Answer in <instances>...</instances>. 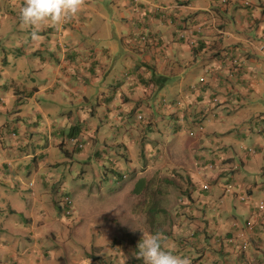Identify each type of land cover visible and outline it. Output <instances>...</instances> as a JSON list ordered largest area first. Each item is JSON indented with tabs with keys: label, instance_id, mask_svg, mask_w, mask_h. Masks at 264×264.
Returning <instances> with one entry per match:
<instances>
[{
	"label": "crops",
	"instance_id": "obj_1",
	"mask_svg": "<svg viewBox=\"0 0 264 264\" xmlns=\"http://www.w3.org/2000/svg\"><path fill=\"white\" fill-rule=\"evenodd\" d=\"M16 1L23 4L0 0V165L21 162L0 169V264L34 263L33 256L44 264L65 263L60 234L74 249L67 264H106L98 263L104 258L112 264H144L136 255L143 231L163 234L174 254L190 258L191 264H263L264 130L256 134L253 124L264 129V107L248 102L264 95V0L250 5L243 0H87L77 17L43 28L37 41L24 34L28 26L17 17ZM102 1L111 8L102 7ZM154 5L171 12L163 17ZM141 26L154 36L148 48L141 47ZM89 30L98 38L108 33V44L85 43ZM22 36L27 40L21 41ZM242 58L245 63L237 70L234 61ZM120 73L134 76L108 86L109 75ZM242 99L250 107L231 109ZM236 126L241 134L233 131ZM231 128L230 138L240 149L246 145L241 137L257 147H249L253 155L238 166L255 174L251 184L239 174L223 183L221 169H201L215 162L214 156L227 166L235 163L227 147L213 152ZM82 137L91 150H85L87 145L78 149ZM109 146L117 147V159L126 162L121 168L133 176L113 194L121 218L87 217L99 207L86 175L71 187L65 182L57 186L54 175L50 180L40 167L28 172L22 163L34 158L55 166L74 150L83 151L81 159L87 161ZM112 166L104 167L110 171ZM191 175L197 183L184 192L180 181L191 182ZM155 178L171 180L168 202L162 186L153 185ZM202 182L211 184L209 191L202 190ZM227 184L232 192H225ZM64 186L75 206L70 219L62 216L57 199ZM148 209L166 211L173 220L169 230L157 229L159 222L150 221ZM170 210L176 211L171 217ZM28 223L26 239L22 225ZM46 238L57 241L56 253ZM91 243L89 251L101 247L98 254L85 252Z\"/></svg>",
	"mask_w": 264,
	"mask_h": 264
},
{
	"label": "rangeland",
	"instance_id": "obj_2",
	"mask_svg": "<svg viewBox=\"0 0 264 264\" xmlns=\"http://www.w3.org/2000/svg\"><path fill=\"white\" fill-rule=\"evenodd\" d=\"M202 1L203 3H206V1L204 0H200ZM248 1H251V0H248ZM15 4H17V6H22V1L21 2H15ZM226 4V3H224ZM100 5L102 7H104L105 9H110L111 8V3L110 2H104L102 1L100 3ZM164 6V5H163ZM171 11H167V7L164 6V9L160 10V15H162L163 17L167 16L168 14L167 13H170ZM17 17H20L18 14H17ZM3 16L1 15L0 19H2ZM176 22V21H175ZM68 23V22H67ZM68 25V24H67ZM173 25V24H172ZM16 28V27H15ZM28 31H26L24 34L26 35L27 38L32 39V35L30 34V32H32V28L30 26H28V28H26ZM146 28L144 26H141V30L140 31V39L142 40V37L143 36H148L149 35V32L145 30ZM103 33V32H102ZM153 36V35H152ZM24 36H22V39L21 41L25 40ZM154 37V36H153ZM26 38V40H27ZM108 38H109V34L104 32L103 35L101 36V38H98L97 37V34H94L92 30H89V33H86L85 37H83V41L85 43H89V44H94V43H107L108 42ZM97 39V40H96ZM143 41V40H142ZM108 44V43H107ZM148 48V47H146ZM4 56V55H3ZM236 62V61H235ZM110 79L108 80V86L110 83L112 82H115V85L117 84H123L125 82H128L129 80H126V78H128L127 74L125 73H120L119 75H115V74H110ZM129 78L133 79V76L132 74L129 76ZM102 84L100 83V86ZM108 91L109 90H105L104 92H102L103 94H108ZM246 100L245 99H242L241 102H234L232 104H230L229 106L231 107V109L233 110H238L239 112L242 111V109L244 108H247V107H254V106H259V107H264V95L262 96V98H259V99H256V100H253L252 98H249V102H248V106L247 103L245 102ZM165 106V105H164ZM157 111L160 110L158 107H154ZM207 109L210 110V106H207ZM216 109H219L218 106H214L213 107V110H216ZM237 111V112H238ZM160 112H162V110H160ZM235 112V111H234ZM264 113V112H263ZM245 114H239L238 115V118L239 119H242L243 116ZM254 115H257V114H252V117ZM258 115H262L261 113H258ZM264 115V114H263ZM160 120L162 119V116H160ZM169 118L167 116V114L165 115V120L164 121H168L169 122ZM238 120V119H237ZM255 119H253V122H254ZM243 122L240 123V126L242 125ZM254 127H255V133L258 134V135H261L260 133L263 132V128L262 127H258L257 125L253 124ZM213 126H215V129L217 130H222L221 126L218 124V123H214L213 122ZM240 126H236L233 128V131L238 135V134H241V127ZM13 137H14V133H17L16 131H12L11 132ZM150 136H152L154 134L153 131L151 132H148ZM232 133V128L230 130V132H226L224 134V137L223 139H225L226 137V140H225V143H222V145L220 147H217L215 149H213V152L214 153H218L221 149H223V151L226 150V147L228 148L229 151H232L230 153V155H232L234 158H235V163L232 165V166H227V164L229 162H226V163H222L221 161H219V158L218 156H214L212 158H216V161L215 162H212L214 163V166L213 168H209V167H204V165H201V169L204 170V168L210 170L211 172L217 170L219 171L221 169V173H223L221 175V179L223 180V183H227L229 182V180L231 178L234 177L235 174H239V175H242V176H245L246 180L248 179V183L251 184L253 182V179H254V175L252 172H250L249 170H247L246 168H239L238 166L240 165L242 167V161H244V158L246 157H250L253 155V153H250V152H254V148H249V147H255V149H257V147L255 146V143L252 142V141H248L244 138L241 137V135H239L241 137V139L243 140L244 143H246V145L244 146V150L240 149L238 145H236V142L234 141V139H231L230 138V134ZM111 133H109V136H110ZM195 134V133H194ZM193 136V135H191ZM154 137V136H153ZM115 139H117V137H115ZM78 149H83L86 145V149H90V141L87 140L85 141V138L82 137L81 138V141L78 140L77 143H76ZM235 148L237 150V153L235 152ZM118 151L117 147L116 146H109V148L107 147H104V148H101L100 150V153L98 154V157L94 154L92 160H87V161H84L81 159V157L84 155L83 151H80V150H74V153L72 154V156L70 157H67L66 155L63 156L62 160L61 161H57V163H60L58 166H57V163L55 166H50L49 164H46L44 162H41V161H38L35 162L34 158L28 160V161H24L22 163H25V166L24 168L25 169H28V172H32L36 169H38L39 167L43 170V173L45 172L47 177L52 180L54 179L53 178V175L55 176V179H57V181L55 182L56 185H60L59 183L60 182H65L67 185H69L71 187V185H74L75 182L77 180H81L82 179V174H84V176L86 175V180H87V183L88 185L92 188V190L94 191V194L98 197L97 201H98V207L97 209H94L91 211V214L88 215L87 217L90 218V220H99V221H103L105 220L108 215L112 216V219H115V218H121L123 216V211L121 209V206L119 205H116L117 204V200L115 199L114 197V192L118 189H121L123 188L129 181H130V175H131V178L133 177L132 176V171H128L126 168H121L123 165H126V162L123 161V160H118L117 159V156H116V152ZM19 161L17 160H10L8 161V163H5L3 165H0V169L2 170H6V169H11V168H16L18 165H19ZM108 166L111 168V166L113 167L112 169L113 170H110L108 171V169H106L104 166ZM56 168V170L53 171V174H49V169H54ZM131 169H133V167H131ZM125 171V172H124ZM224 171V172H223ZM58 172L60 173L61 175V179H59L58 177ZM115 172V174H114ZM122 172V173H121ZM128 172V173H127ZM249 172V173H248ZM124 174V173H127L128 174V177L126 179H124L123 181V184L121 185H117L116 184V179L118 177H121V176H118V174ZM130 173V174H129ZM205 176V175H204ZM203 176V177H204ZM135 177V176H134ZM191 177L193 178V180H191V182H189V180H185L182 179V186L185 187L186 185V188H182L184 189L183 191L184 192H187V190L190 188V186H193V183L196 182L197 183V178L193 175H191ZM171 180L166 178V181L164 180H160L159 178H155V182L153 185H161L162 186V189L164 190V202H168V198H167V194H166V191L168 189H166L167 187H171ZM209 181V180H208ZM262 182V181H260ZM178 183H176L177 185ZM188 184V186H187ZM204 184H210L209 182H202L201 183V188L202 190H205L204 189ZM190 185V186H189ZM211 185V184H210ZM228 185V184H227ZM189 187V188H188ZM227 187L225 186V192H232V185H228V188L226 189ZM59 192H58V197L57 199L59 200V202L63 205V206H66L65 204V198L66 197H69L70 196V193L71 191L67 190V188L64 187H60L58 188ZM210 189L206 190V191H209ZM227 190H231V191H227ZM182 191V192H183ZM148 192H150V189H148ZM181 192V195L184 193ZM137 195H139V192L136 193ZM43 199H45V194L42 196ZM71 197V196H70ZM147 199H148V196H146ZM72 199V198H71ZM73 201V199H72ZM261 201L264 202V196H262L261 198ZM149 202H150V199H149ZM140 203H143V202H138L137 204H140ZM154 205H149V207H152ZM145 208L146 205L144 206ZM156 207V206H154ZM38 208L40 209V206H38ZM82 209V208H81ZM77 210V207H76V211H78V213L80 212V214H82V210ZM110 210V211H109ZM87 210H84V212L86 213ZM47 211H45L44 214H46ZM74 212H75V206H74V201H73V208H72V212L71 214H66L64 211H61V214L62 216L65 218V219H70L73 215H74ZM171 214H170V217L172 216V214L176 211L175 210H170ZM26 213L28 214L29 213V210H26ZM185 215V213L183 214ZM147 216H149V219L150 221L151 220H156L157 222H159V224L156 225L157 229H160V230H163L165 232V230H169L170 226L172 225V222L173 220H171L168 216H167V213L166 211L162 212L160 210H154V209H148L147 210ZM98 218V219H97ZM163 223V225H161ZM113 224V223H112ZM30 223H28L27 225L24 226V224L22 225L23 229L25 231H23L26 236V239L27 237H29L28 235V232L26 231L25 227L29 226ZM247 226V224H246ZM251 226L252 227H248L249 229H252L253 228V223H251ZM62 234H60L61 236ZM128 235V231L126 233V236L124 237V239H121V242H124L126 240V237ZM58 237L57 239H59V242L64 246V249H63V255H65V260L66 262L62 263V264H67L70 260V256L71 255H67L71 252V250H74L71 246H69V242L66 240V239H61V237ZM66 237V236H65ZM99 239H103V236L101 238H96V240H99ZM170 239L166 240V242H168ZM46 241H48V243L51 245L52 249H53V253H56L57 251L55 250V245H56V240H52L51 238H46ZM99 241H102V240H99ZM95 242L96 245L98 244V242ZM246 241V240H244ZM26 242L29 243L28 240H26ZM68 246V247H67ZM47 247H50V246H47ZM92 247V243L90 244V246L86 247V251H89V248L91 249ZM27 248V245L23 246L21 249L24 251L25 249ZM248 248V247H247ZM246 248V249H247ZM61 248H59V252ZM245 249V250H246ZM99 250H101V247H99ZM95 251V250H92V251H89V253L95 255V254H98V251ZM107 251V249H105ZM27 255H28V252H25ZM104 252H101L100 254H104ZM117 254V253H116ZM34 260V263H32L30 260H28L29 264H37L39 262V264H44V261L40 258H36V256H33L32 258ZM114 261H117L118 259L116 258V256L113 258ZM262 263L264 264V255L262 257ZM79 261V260H77ZM75 261V262H77ZM105 262L106 264H112V262L106 258L100 260L98 263H102V262ZM17 263H21V261L19 262V260L17 259Z\"/></svg>",
	"mask_w": 264,
	"mask_h": 264
},
{
	"label": "clouds",
	"instance_id": "obj_3",
	"mask_svg": "<svg viewBox=\"0 0 264 264\" xmlns=\"http://www.w3.org/2000/svg\"><path fill=\"white\" fill-rule=\"evenodd\" d=\"M86 4L87 0H23L19 16L22 25L32 28V39L37 41L43 28L57 27L74 19L85 9ZM13 7L16 5L13 4ZM136 255L143 259L144 264H191L190 258L174 254L161 233L143 231Z\"/></svg>",
	"mask_w": 264,
	"mask_h": 264
},
{
	"label": "built area",
	"instance_id": "obj_4",
	"mask_svg": "<svg viewBox=\"0 0 264 264\" xmlns=\"http://www.w3.org/2000/svg\"><path fill=\"white\" fill-rule=\"evenodd\" d=\"M133 1H135V2H138L139 0H133ZM224 3H227L228 2V0H222ZM244 1V3L245 4H247V5H249V4H251V1H248V0H243ZM162 9H164V6L163 5H154V10H162ZM141 40V39H140ZM143 40V41H142ZM142 40H141V47L142 48H146V47H150V45H152L151 44V42H152V40H153V36L150 34V35H148V36H143L142 37ZM236 62H235V64H234V66L237 68V63L238 62H240V65H242L243 66V64L245 63V61H244V59L242 58L241 60H235ZM241 62H242V64H241ZM237 70H239L238 68H237ZM127 74V76L129 77L131 74L130 73H126ZM132 76H134V74H132ZM216 100V99H215ZM138 118L139 119H143V115H138ZM191 135H194V132H192L191 133ZM213 166H214V164L213 163H209L208 164V167L209 168H213ZM128 177V174L127 173H124V174H122V176L120 177V178H117L116 179V184L117 185H121L122 183H123V181H124V179H126ZM210 188V185L209 184H204V189H209ZM65 204H66V206H63L62 205V207H63V209H64V212L66 213V214H71V212H72V208H73V201H72V199H71V197L69 196V197H66L65 198ZM264 206V205H263ZM247 226L250 228V227H252L251 226V222H247ZM242 247L244 248V250L248 247V242L247 241H244L242 244Z\"/></svg>",
	"mask_w": 264,
	"mask_h": 264
},
{
	"label": "trees",
	"instance_id": "obj_5",
	"mask_svg": "<svg viewBox=\"0 0 264 264\" xmlns=\"http://www.w3.org/2000/svg\"><path fill=\"white\" fill-rule=\"evenodd\" d=\"M234 64H235V61H234ZM237 64H239L240 65V62H238ZM241 64H242V62H241ZM118 176H121V174H119ZM117 176V177H118ZM118 178H120V177H118ZM123 184V183H122ZM58 204H59V206H60V210L61 211H64V209H63V207H62V204L60 203V202H58Z\"/></svg>",
	"mask_w": 264,
	"mask_h": 264
}]
</instances>
